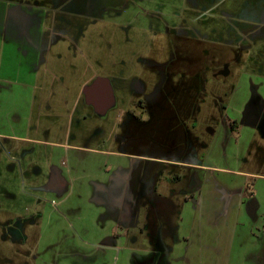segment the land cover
Here are the masks:
<instances>
[{
    "label": "rangeland",
    "instance_id": "374dc122",
    "mask_svg": "<svg viewBox=\"0 0 264 264\" xmlns=\"http://www.w3.org/2000/svg\"><path fill=\"white\" fill-rule=\"evenodd\" d=\"M56 10L66 15L44 17ZM84 14L105 16L89 21ZM95 78H109L119 98L105 118L81 94ZM249 94L264 98V0H0V264H44L45 253L46 264H82L78 253L87 251L88 243L81 241V232H75L78 249L71 254L72 243L57 235L66 232L53 225L65 219V229H77V214L89 225L93 190L85 183L82 191L46 193L55 166L52 145L119 151L132 116L131 135L147 136L127 147L135 155L179 159L190 141L189 163L204 164L214 154L219 162L207 164L227 168L225 157L232 163L242 156L234 169L264 174L259 132L252 138L242 128L226 129L232 98L235 118ZM77 164L62 160L59 167L77 170ZM141 165L149 176L158 174L160 203L153 201L155 207L148 209L140 204L127 244L136 250L158 248L160 227L171 248L165 223L180 222L192 170L149 161ZM203 175L220 179L221 185L238 178L210 171ZM53 200L58 202L55 212ZM167 203L175 210L171 216L163 211ZM46 211L57 220L47 232L41 219ZM215 260L213 255L205 264ZM118 263L115 258L111 264Z\"/></svg>",
    "mask_w": 264,
    "mask_h": 264
},
{
    "label": "crops",
    "instance_id": "0c3cea01",
    "mask_svg": "<svg viewBox=\"0 0 264 264\" xmlns=\"http://www.w3.org/2000/svg\"><path fill=\"white\" fill-rule=\"evenodd\" d=\"M125 86V83L121 85ZM91 88L93 90L90 91ZM81 94L84 102L101 118H105L119 104L109 78L93 79L82 88ZM243 131H247L250 136L252 134L249 127H244ZM247 146L248 144L244 151ZM52 147L56 152L52 157L55 166L52 167L46 193L62 195L82 191L85 183L93 190L91 205L88 203L93 208L89 225L80 214H77V229H65L63 218L61 224L53 225H59L57 231L61 228L66 232L65 237L61 236V230L57 235L60 234V239L65 242L67 240L72 243L68 251L71 254L78 249L79 236L75 232H81V241L88 243L87 251L81 250L78 253L80 260H83L82 264H111L115 258L118 264H205V260L213 255L216 258L214 264H224L217 258H225V264H264V174L234 169L233 165L239 166L242 156L232 158V163H227L230 158L225 157L227 161L224 165L227 168L210 165L219 162V156L214 154L204 164L190 167L192 172L186 176L187 189L182 194L183 203L178 212L180 222L176 225L172 221L165 223L170 234L167 237L174 242L173 247H166L167 238L162 236L163 228L159 227L157 230L160 229L162 233L159 242L157 236L151 238V241L158 242V248L136 250L127 241L138 207L141 204V207L148 209V206L155 207L153 201L156 205L160 203V198H156L155 186L159 176L155 171L149 176L151 171L146 172V167L141 162H163L154 159L151 161L142 155L120 150L107 152L60 143ZM72 159L78 162L77 170H73L71 166L68 169L59 167L62 160L70 162ZM104 159L107 161H103ZM208 161L210 164H207ZM203 171L220 172L226 178H238H233L230 184L221 185L220 179L204 176ZM77 179L83 180V185L78 186ZM144 179H148L153 185L145 187ZM218 200L219 205L216 203ZM51 204L53 207L50 206V209L53 208L51 211L55 212L58 202L53 200ZM171 206L167 203L163 210L166 214L171 213L170 216L175 211L172 204ZM48 211L41 216L43 230L46 232L52 222H57L52 215H48ZM142 231L140 228L137 234ZM149 231L152 236L156 231L155 227ZM222 247L227 251H222ZM46 255L45 253L44 264Z\"/></svg>",
    "mask_w": 264,
    "mask_h": 264
},
{
    "label": "flooded vegetation",
    "instance_id": "af4514ba",
    "mask_svg": "<svg viewBox=\"0 0 264 264\" xmlns=\"http://www.w3.org/2000/svg\"><path fill=\"white\" fill-rule=\"evenodd\" d=\"M95 3H96L95 7L96 6L99 7L100 3H98V2H95ZM119 11L120 12L118 14L121 16L124 13V11H121V10H119ZM58 12H61V11H58V10H56L55 12L50 11L49 13H45L44 17L46 16V14L47 15H54V14L56 15ZM63 12H64V15L60 14V13H58V14H60L61 16L62 15L65 16L66 13H65V11H63ZM63 12H61V13H63ZM104 13H107V12H104ZM71 14H72V12H71ZM104 16H105L104 14L97 15V16L84 14L81 17H85L88 20L92 18L91 20L94 21V20H98V19L102 20V19H104ZM91 20H89V21H91ZM130 94H134V93H130ZM234 102H236V101H233V98H232V103H231V109L232 110L231 109L229 110L230 116H228V118H227L226 129L228 131L234 133L235 131L236 132L241 131L244 127H249L252 131V135H251L252 138L254 137L256 132H259L261 138L264 140V98L259 94H255V95L249 94L247 101L242 104L240 112H238V114L236 115L235 118L234 117L232 118L231 117L232 113L235 110V106H234L235 103ZM139 105L141 106V108L143 110L145 109L142 101H139ZM161 108L163 109L162 105H161ZM155 119L158 120L159 117L155 116ZM139 120H141V117H139L138 121ZM135 121H136V116H132L131 118H129V122H130L129 124L130 125H129V130H128V136L126 135L125 137L122 138V140H123L122 142H124V144L120 146V148H119L120 151L129 152L127 150V147L132 149L131 146H132L133 141L137 142L139 139L142 140V139L147 138V136L140 135V134H134V136L131 135L132 126H133V123ZM240 128H242V129H240ZM129 135H130V137H129ZM192 147H193V145H190V141L187 142L186 145L184 146V151H183L184 155L183 156L179 157V159H169V160L165 159L163 161V163L169 164L175 168L176 167L177 168H186L189 170H190V167H192V166H198L197 164L200 165V163H196V164L193 163L192 164V163H189V161H187L189 159L187 155H189V156L192 155ZM130 153H132V152H130ZM132 154H135V153H132ZM173 178L174 177H172V179ZM178 179H180V177Z\"/></svg>",
    "mask_w": 264,
    "mask_h": 264
},
{
    "label": "water",
    "instance_id": "95a60500",
    "mask_svg": "<svg viewBox=\"0 0 264 264\" xmlns=\"http://www.w3.org/2000/svg\"><path fill=\"white\" fill-rule=\"evenodd\" d=\"M98 83H99V82H98ZM98 83H97V84H98ZM95 85H96V84H95ZM91 90H93V89L91 88L90 91H91Z\"/></svg>",
    "mask_w": 264,
    "mask_h": 264
}]
</instances>
